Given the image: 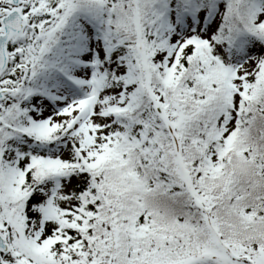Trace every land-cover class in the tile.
I'll list each match as a JSON object with an SVG mask.
<instances>
[{"label":"snow or ice","instance_id":"6c2138e0","mask_svg":"<svg viewBox=\"0 0 264 264\" xmlns=\"http://www.w3.org/2000/svg\"><path fill=\"white\" fill-rule=\"evenodd\" d=\"M0 264H264V0H0Z\"/></svg>","mask_w":264,"mask_h":264}]
</instances>
